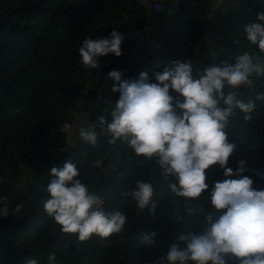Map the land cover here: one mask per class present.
Masks as SVG:
<instances>
[{"label":"trees","instance_id":"1","mask_svg":"<svg viewBox=\"0 0 264 264\" xmlns=\"http://www.w3.org/2000/svg\"><path fill=\"white\" fill-rule=\"evenodd\" d=\"M216 1L170 0L162 13L153 15L137 0H0V196L7 197L9 208V216L0 217V264H23L28 256L48 264L51 253L57 264H166L162 258L176 233L201 231L203 213L212 210L210 200L189 203L176 197L155 159L138 158L126 144L108 143L99 118H110L119 93L100 73L116 69L135 48L138 67L134 72L127 69V79L142 71L152 77L174 60H193L194 73L211 63L233 61L244 51L264 61L244 32L249 23L264 24L257 19V13L264 12V0H224L229 3L224 16L213 14ZM212 14L219 19L207 40ZM113 30L125 37L122 55L100 57L99 70L84 68L78 52L83 40L109 37ZM252 80L253 85L237 94L246 102L254 100L256 108L250 120L238 109L231 117L229 139L237 148L228 166L236 170L241 160L246 161L244 174L254 181V188L264 189V96L256 98L264 93V75L254 73ZM82 113L97 131V144L79 138L70 151H46L36 162L53 139L61 145L67 142L68 136L55 135L56 130ZM117 147L124 152L122 169L112 178H100L94 190L105 196L107 209L118 208L127 215L125 229L87 242L64 234L43 208L51 169L72 160L78 179L86 184L93 176L92 162ZM224 178L219 165L206 170L207 194ZM137 180L153 184L155 214L139 209L129 195ZM18 204L23 207L16 212ZM150 231L158 236L155 243L145 244L142 236ZM228 264L237 261L229 259Z\"/></svg>","mask_w":264,"mask_h":264},{"label":"clouds","instance_id":"2","mask_svg":"<svg viewBox=\"0 0 264 264\" xmlns=\"http://www.w3.org/2000/svg\"><path fill=\"white\" fill-rule=\"evenodd\" d=\"M257 19L264 22V12L257 13ZM244 32L245 39L264 54V24L249 23ZM124 39L116 30L109 37L85 38L78 49L80 63L99 70L100 57L122 55ZM254 73L264 75V61L247 51L233 61L211 63L196 74L191 59L165 64L152 77L143 71L132 79H124L120 70L108 73L112 91L119 93L110 118H99L106 126L108 143L126 144L138 158L155 159L176 197L189 203L203 198L212 205L202 215L201 231L175 234L162 258L166 264H228L229 259L237 264H264V189L254 188V181L244 174L246 161L241 160L236 170L228 166L237 148L229 139L231 117L238 109L245 114L244 120H250L256 108L254 100L246 102L237 94L240 88L253 85ZM79 136L97 144L95 127H81ZM214 165L223 169L225 178L216 181L208 195L206 170ZM51 175L43 208L64 234L87 242L94 237L110 238L125 229L127 215L103 206L101 197L78 179L77 163L68 160L63 167H53ZM129 195L139 209L149 208L155 214L151 182L137 180ZM6 199L0 196V217L9 216ZM22 207L16 205L15 211ZM188 212L195 214L191 208ZM157 236L156 231L146 232L142 242L153 244ZM23 264L40 262L28 256ZM48 264H57L55 253L48 256Z\"/></svg>","mask_w":264,"mask_h":264},{"label":"built area","instance_id":"3","mask_svg":"<svg viewBox=\"0 0 264 264\" xmlns=\"http://www.w3.org/2000/svg\"><path fill=\"white\" fill-rule=\"evenodd\" d=\"M169 1L170 0H140L141 3L145 4L147 7H149L152 10L153 15H158L159 13H162L166 9L167 3H169ZM137 53L138 52L136 48L133 50L127 51L126 52V54H128L127 60L131 63V65L129 67L124 66V65H119L114 70H120L125 75L127 72V69L128 68L130 69V67L135 63ZM109 72L110 71L103 74L101 71L100 74L103 75L104 78L110 79L108 76ZM124 75H123V78H124ZM97 78L99 77L96 76L95 79ZM78 121L79 119H73L71 121H66L65 123H63L61 127H59V129L56 130L55 135H67L69 137L71 130L77 126ZM68 141H71V139H67V142ZM72 147H73V142L70 144V146H65V145L60 146L59 150L61 152H68L70 151ZM123 164H124V152L120 147H117V148H114L111 154L105 155L104 157L93 161L92 169L93 171H96V174H95L96 179L112 178L118 172H120V170L123 167ZM90 189L93 192H95L94 190L95 186H91ZM98 195L101 197L103 201V206L106 208V199L101 194H98Z\"/></svg>","mask_w":264,"mask_h":264},{"label":"rangeland","instance_id":"4","mask_svg":"<svg viewBox=\"0 0 264 264\" xmlns=\"http://www.w3.org/2000/svg\"><path fill=\"white\" fill-rule=\"evenodd\" d=\"M137 1H140V0H137ZM225 4L228 5L229 3H225ZM230 6H231V5H230ZM224 9H225V11H224L223 14H222L223 16L227 13L229 7L226 6ZM218 11H219V9H218V10L215 9V11L213 12V14H214V13H215V14L219 13ZM213 14H212V16L209 17V18H210V23H209V25H208V27H207V29H206V39H207V40H210V39H211L212 28H213V26L218 22V19H219V17H216V18L214 19V18H213V16H214ZM211 56H214V54H211ZM127 57H128V54H126V56H124V60H123L121 63H119V64H120V65H124V66L129 67V66L131 65V63L127 60ZM201 65H202V64H201ZM201 65H200V66H201ZM132 66H133V65H132ZM132 66H131V67H132ZM200 71H201V70H200ZM194 74H195V73H194ZM83 100H84V98L81 99V101L79 102V106H81ZM86 126H87V125H85L84 128H85ZM71 143H72L71 141H68V142L64 143L63 145H65V146H70ZM60 146H62V145L59 144L58 141H56L55 139H53V140L49 143V145H48V147L46 148L45 151H43V152H41V153H38V155H37V157H36V162H38V161L40 160V157H41V154H42V153H44V152H46V151H54L55 149L58 150V149L60 148ZM95 174H96V171L93 172V176H94V178H93V176H92V178L86 183V185L88 186V188H89L90 191H92V190L90 189L91 186H95V187L97 188V185L100 184V182L98 181L100 178H99V179H96ZM95 179H96V180H95ZM102 196L105 198V196H104L103 194H102Z\"/></svg>","mask_w":264,"mask_h":264},{"label":"crops","instance_id":"5","mask_svg":"<svg viewBox=\"0 0 264 264\" xmlns=\"http://www.w3.org/2000/svg\"><path fill=\"white\" fill-rule=\"evenodd\" d=\"M225 3H226V2H224V0H217L216 3H215L214 11H215V9H217V10L219 9L218 12H224V11H225L224 8H225L226 6L229 7V6L226 5ZM214 11H213V12H214ZM137 67H138V65H137V63L135 62V63L133 64V66L130 67L129 70L134 72V71L137 70ZM201 68H202V65L199 67V69H201ZM196 73H197V72H195V74H196ZM124 79H127V78L125 77ZM79 117H80V118H79V121H78L77 126L71 130V132H70V136L68 137V139H71V141L73 140V141H75V142H76V140H78V139L80 138V136H79V129H80L81 127H84L85 125H87L85 128H87V129H90V128H91V123H90V120H89V116H88L87 114L82 113V114H80Z\"/></svg>","mask_w":264,"mask_h":264},{"label":"water","instance_id":"6","mask_svg":"<svg viewBox=\"0 0 264 264\" xmlns=\"http://www.w3.org/2000/svg\"><path fill=\"white\" fill-rule=\"evenodd\" d=\"M140 2V1H139Z\"/></svg>","mask_w":264,"mask_h":264}]
</instances>
